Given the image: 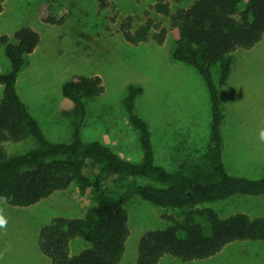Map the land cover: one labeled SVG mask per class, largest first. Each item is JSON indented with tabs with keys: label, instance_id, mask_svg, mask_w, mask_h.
<instances>
[{
	"label": "rangeland",
	"instance_id": "obj_1",
	"mask_svg": "<svg viewBox=\"0 0 264 264\" xmlns=\"http://www.w3.org/2000/svg\"><path fill=\"white\" fill-rule=\"evenodd\" d=\"M161 0H109L101 9L99 0H5L0 13V36L14 42V34L30 26L41 37L28 64L19 75L17 89L23 102L54 143H70L73 127L68 113L73 102L63 95V86L78 75L103 79L105 91L86 99L89 115L83 128L86 142L100 141L123 159L140 163L143 147L139 131L130 121L124 100L130 85L143 88L136 103L137 113L149 124L156 163L169 172L177 171L184 159L201 160L211 141L212 103L200 73L173 59L179 37L171 18L157 14ZM196 0L173 4V10L191 6ZM45 3L65 16L62 25L44 23L40 8ZM148 14L169 29L164 44L151 41L134 45L126 41L121 24L132 18L136 31ZM232 77L222 88L225 113L224 161L233 176L264 178V39L252 50L235 53ZM0 70L7 74L11 62L0 44ZM219 80L220 67L213 69ZM4 87H0V102ZM10 156L38 147L30 138L3 144ZM88 190L75 182L68 190L29 207L0 203L8 217L7 234H0V264H52L38 246L40 230L55 218L83 217L95 205ZM130 236L119 264H137L140 240L146 233L166 229L185 217V211L158 208L138 195L127 199ZM222 218L245 213L264 217V196H234L209 204ZM89 247L83 239L72 243L76 254ZM160 264H264V242L237 241L213 257L183 262L166 256Z\"/></svg>",
	"mask_w": 264,
	"mask_h": 264
},
{
	"label": "trees",
	"instance_id": "obj_2",
	"mask_svg": "<svg viewBox=\"0 0 264 264\" xmlns=\"http://www.w3.org/2000/svg\"><path fill=\"white\" fill-rule=\"evenodd\" d=\"M108 1L99 0L101 9L109 6ZM183 1L161 0L154 8L157 14L170 17L172 28L179 32L174 61L196 69L208 87L212 131L204 157L184 159L175 172L156 163L152 131L136 110L144 92L139 86H129L124 106L140 134L142 162L123 159L100 141H84L82 133L89 115L86 99L105 91L99 75H78L64 84L63 95L74 104L67 114L73 127L72 141L51 142L17 89L19 75L38 47L40 34L26 26L16 31L14 42L0 36L11 62L9 73L0 70V87H4L0 102V195L8 198L7 204L29 207L77 182L96 203L83 217H58L40 230L39 249L52 264H119L130 236L125 206L133 195L158 208L185 211L182 221L142 236L137 264H160L166 256L192 262L213 257L237 241L264 242V217L238 213L222 218L216 210L204 207L234 196H264V178L233 176L226 168L221 97L234 71L235 53L252 50L264 39V0H196L174 11L173 4ZM4 3L0 0V13ZM40 18L51 25L65 22V16L47 3L40 8ZM131 19L121 24L126 41L164 44L169 29L161 22L148 14L145 23L133 31ZM217 65L218 81L213 71ZM30 138L38 147L22 155L10 156L3 146ZM77 239L85 240L89 247L73 254L72 243Z\"/></svg>",
	"mask_w": 264,
	"mask_h": 264
},
{
	"label": "clouds",
	"instance_id": "obj_3",
	"mask_svg": "<svg viewBox=\"0 0 264 264\" xmlns=\"http://www.w3.org/2000/svg\"><path fill=\"white\" fill-rule=\"evenodd\" d=\"M260 140L261 142H264V131H261L260 133ZM7 197L0 195V203H6ZM8 217L5 214L4 207L0 206V234H7V226H8Z\"/></svg>",
	"mask_w": 264,
	"mask_h": 264
}]
</instances>
